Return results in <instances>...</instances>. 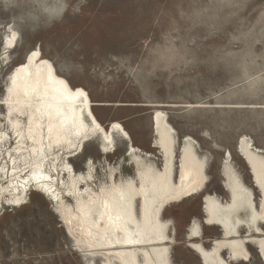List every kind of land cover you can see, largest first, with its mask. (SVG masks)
<instances>
[{
  "label": "rangeland",
  "instance_id": "obj_1",
  "mask_svg": "<svg viewBox=\"0 0 264 264\" xmlns=\"http://www.w3.org/2000/svg\"><path fill=\"white\" fill-rule=\"evenodd\" d=\"M13 33L17 43L10 50L6 38ZM37 49L73 88L87 91L106 130L120 123L159 169L157 111L177 133L178 162L186 138L207 160L206 191L163 216L173 229L174 264H202L191 244L211 250L224 238L220 228L205 225L202 199L231 200L224 174L228 152L260 209L262 193L238 145L246 138L264 154V0H0V133L14 139L9 119L21 117L3 102L10 75ZM116 137L114 155H104L95 139L71 160L78 173H87L92 160L90 185L97 190L111 184L112 172L117 181L135 176L129 144ZM36 191L26 194L22 207L4 201L0 208V264H89L54 204ZM194 221L202 226L200 240L190 235ZM248 248L250 264H263L256 246ZM223 259L234 264L228 253Z\"/></svg>",
  "mask_w": 264,
  "mask_h": 264
},
{
  "label": "bare ground",
  "instance_id": "obj_2",
  "mask_svg": "<svg viewBox=\"0 0 264 264\" xmlns=\"http://www.w3.org/2000/svg\"><path fill=\"white\" fill-rule=\"evenodd\" d=\"M16 43V33L6 38L8 49H14ZM3 103L9 113L21 119H9L15 139L0 133V208L4 201L16 208L24 206L29 187H35L54 204L61 223L89 264L97 260L101 264H174L173 229L164 213L202 195L209 178L207 160L198 156L191 138H186L177 161V133L165 113L157 111L153 116L154 147L163 158L159 169L151 161L153 155L135 147L120 123L105 129L87 91L73 88L40 49L30 52L10 75ZM116 136L129 144L135 176L117 181L112 172L111 184L97 190L90 185L95 174L92 160L87 173H78L71 160L95 139L101 140L104 155H114ZM238 150L262 193L261 206H255L253 192L233 168L228 152L224 174L231 200L225 204L219 197L207 195L204 208L205 225L220 228L224 238L214 240L211 250L201 243L191 244L202 264H230L223 259L224 253L229 254L231 263L250 264L249 245L256 246L264 264V154L246 138ZM67 199L74 204H68ZM242 229L247 231L245 236ZM190 232L194 239H201L199 221H194Z\"/></svg>",
  "mask_w": 264,
  "mask_h": 264
},
{
  "label": "water",
  "instance_id": "obj_3",
  "mask_svg": "<svg viewBox=\"0 0 264 264\" xmlns=\"http://www.w3.org/2000/svg\"><path fill=\"white\" fill-rule=\"evenodd\" d=\"M202 200H203L202 202L205 203V199L203 198ZM203 208H204V206H203Z\"/></svg>",
  "mask_w": 264,
  "mask_h": 264
},
{
  "label": "crops",
  "instance_id": "obj_4",
  "mask_svg": "<svg viewBox=\"0 0 264 264\" xmlns=\"http://www.w3.org/2000/svg\"><path fill=\"white\" fill-rule=\"evenodd\" d=\"M199 242V241H198ZM201 242V241H200ZM203 244V243H202Z\"/></svg>",
  "mask_w": 264,
  "mask_h": 264
}]
</instances>
